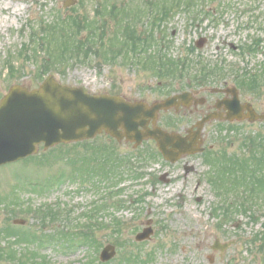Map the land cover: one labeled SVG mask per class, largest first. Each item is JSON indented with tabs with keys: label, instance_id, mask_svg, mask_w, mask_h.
<instances>
[{
	"label": "rangeland",
	"instance_id": "374dc122",
	"mask_svg": "<svg viewBox=\"0 0 264 264\" xmlns=\"http://www.w3.org/2000/svg\"><path fill=\"white\" fill-rule=\"evenodd\" d=\"M188 1L0 0V100L14 85L33 89L52 75L92 93L112 88L129 101L148 103L197 91L211 105L221 97L214 91L237 89L243 104L264 114V0H193L187 8ZM79 26L87 29L76 33ZM127 30L136 34L128 37ZM87 35L99 46V55L79 53ZM139 35L149 38L143 51L112 53L114 37L125 42ZM196 113L171 110L160 116V126L184 133L199 119ZM204 135L205 153L184 164L167 163L154 142L136 149L100 136L45 152L41 147L32 158L1 167L0 247L11 246L18 257L28 249L35 253L34 264H264V180L248 174L254 158L264 165V120L215 122ZM225 153L248 163L237 169L239 176H247L246 184L226 185L228 198L247 187L252 196L248 206L222 215L217 210L223 200L210 180L217 164L208 158ZM185 162L194 173H184ZM89 167L99 171L88 173ZM51 178L61 181L50 187ZM17 199L21 208H56L67 220L43 221L33 212L16 215L9 206ZM15 219L26 226L14 225ZM148 223L154 234L137 242ZM86 225H93L95 234L85 231L91 239L77 238L75 249L53 238L56 229L78 234ZM15 231L37 236L32 243L4 236ZM41 232L51 235L50 241L42 244ZM216 240L235 244L220 254L212 249ZM107 246L117 254L102 263L100 253Z\"/></svg>",
	"mask_w": 264,
	"mask_h": 264
},
{
	"label": "water",
	"instance_id": "95a60500",
	"mask_svg": "<svg viewBox=\"0 0 264 264\" xmlns=\"http://www.w3.org/2000/svg\"><path fill=\"white\" fill-rule=\"evenodd\" d=\"M232 93L234 100L226 106L228 120H264V115L257 114L251 105H240L236 90ZM188 96L184 93L152 105L130 103L119 96H95L85 87L63 85L53 76L47 77L38 89L14 86L0 101V166L36 154L41 144L48 150L59 144L90 140L102 132L118 141L133 142L136 147L144 140L153 139L164 158L175 163L184 155L203 152L201 148H194L197 138L207 122L217 119L216 113L208 115L198 123V132L194 136L190 132L188 137L156 126L160 112L178 108V100L185 101ZM150 123L154 129L148 127ZM151 234L152 230L146 229L136 239L144 241ZM228 246L221 248L217 241L213 249L223 251ZM114 256L115 249L109 246L100 259L108 262Z\"/></svg>",
	"mask_w": 264,
	"mask_h": 264
},
{
	"label": "flooded vegetation",
	"instance_id": "af4514ba",
	"mask_svg": "<svg viewBox=\"0 0 264 264\" xmlns=\"http://www.w3.org/2000/svg\"><path fill=\"white\" fill-rule=\"evenodd\" d=\"M221 91L222 92L214 91V95H219L221 97L215 99V101H213V99H212L211 105H208V101L204 97L201 96V94H202L201 92L198 93L197 91H188L191 93L190 97H189V102L181 101L180 110H185V111L193 110V111L197 112L196 115H198V117H199V119H197L196 122L194 124H192L189 128H192L199 120L203 119L204 117H206L208 114H210L212 112H217V117H219V119H221V122H223V120H225L227 118V111L225 110V105L224 104L221 105V108L219 110H217L216 106L219 104L220 101H227V100L229 101L232 98V96L230 94H227L228 93V92H226L227 90H221ZM94 94L95 95L122 96V94L120 92H118L116 89H112V88H110L108 90L99 91V92L97 91ZM132 101H134V100H130V102H132ZM185 105H188V108ZM202 108H206L207 111H203ZM192 114H195V113L192 112ZM191 116H193V115H191ZM218 122L221 123L220 121H218ZM213 123H215V122H213ZM223 123H227V122H223ZM210 124H212V123H210ZM207 126H206V128H207ZM149 127H151V125ZM206 128H205L204 132L202 133V140L204 141V144H205V135L204 134H205ZM187 130H185V133H182L184 136L186 135ZM102 136H106V135L103 134ZM107 137H109V136H107ZM130 145H132L134 147L133 144H130ZM194 156H196V155H194ZM194 156H192V155L186 156L180 162H182V164H184V161L186 159L192 158ZM189 164H190L189 162H185V165H184V173H186V175H189V173L191 174V173L195 172V170L193 168L192 169L190 168ZM18 201H21V200L17 199L14 202L15 205H13V206L11 205L12 206L11 212H14V214L20 215V216L28 215V214H30V212L35 213V207L33 205H29L26 208L25 207L21 208V206H19L17 204ZM44 211L46 212V215H44V216H46V218H42L43 216L41 218L39 217L43 221L45 220V221L51 222L55 219H60V220L66 219L67 220V217L65 218L62 215H57L58 211H56V208L46 207V210L44 208ZM87 219H90V218H87ZM90 222L91 223L93 222L94 225H97L96 217H94V218L92 217L90 219ZM13 224L17 225V226L24 227V226H26V221L21 220V219H15L13 221ZM147 225L151 226V223H148ZM87 227L88 228L91 227L92 233H94L93 225H87ZM77 230H78V234L69 230V229H67V230L60 229V232H58V230L56 229V232L54 233V234H56V236L54 238H57V239H73V240H77V238H78L80 240V239H82V234H83L82 228H81V230L80 229H77ZM12 232H14V231H11L10 233H12ZM153 234H154V232H153ZM4 236L7 238L14 237L16 239V241L18 240V242H27V243L31 242L32 243L35 240L34 239V233L32 231H26L24 233H19V232L15 231V234L10 235L9 237H8V235H4ZM76 246L77 245H75V248H76ZM10 253L15 254V256H16V258H14L12 261L8 259V254H10ZM32 256H33V252L28 250V249H26L24 255L19 254V257H18V253L11 246L8 247L7 249L0 247V263H3V264H31ZM135 258L139 259V257H136V256H135ZM138 259H136V261H139ZM149 259H152V255L149 256ZM144 262L146 264L147 261L144 260Z\"/></svg>",
	"mask_w": 264,
	"mask_h": 264
},
{
	"label": "trees",
	"instance_id": "16d2710c",
	"mask_svg": "<svg viewBox=\"0 0 264 264\" xmlns=\"http://www.w3.org/2000/svg\"><path fill=\"white\" fill-rule=\"evenodd\" d=\"M177 5L180 8L184 4H183V2L179 1L178 4H176V6ZM186 5L188 6L187 8H191L192 5H193V0H189L188 2H186L185 3V6ZM171 6H173V4H171ZM166 16H168V15H166ZM163 18H165V15H162L160 19L163 20ZM77 25H79V24L76 22V26ZM85 29H87V28H80V26H79V28L76 30V33H82V31L85 30ZM128 32H129V30H127V33H126L127 35H128ZM131 34H136V33H134V32L131 31V33L129 32L128 37H130ZM87 36H88V39L86 40V43H85L86 45L84 47H80V48H82V49L84 48V52L86 51L87 54L94 53L93 51H95L99 55V52H100L99 46H97L94 42H92L93 40H92V38L89 35H87ZM114 39L116 41H113ZM114 39H112L110 41L111 51L112 50L114 51L115 49L122 48L119 51L118 54L125 53V55L126 54L131 55V54H134L135 52H137L138 47H140V51H143L144 50V47H145L144 44L147 42V40L149 38H147V39L145 37L142 38L141 35H139L137 39H135V40H127L125 42H122L123 44H120V45L115 44V43L116 42L117 43H121V41L117 40V38H115V37H114ZM82 42H83V39L82 38L81 39L80 38L77 39V44L83 45ZM127 43H129L130 46H128ZM137 43L139 45H137ZM256 44H257V41L255 42L254 45H256ZM254 45H251V46H254ZM84 52L79 51V53L86 54V52L85 53ZM136 57H140V54L136 55ZM151 59L152 58L147 55L146 56V59H144V61L145 62H149ZM220 158H223L224 159L223 162H222L223 163L222 165H220V163L222 161ZM220 158L219 157H216V156L213 157V158H211V156H210L208 158V160H212L213 162H215L217 164V167L214 170V175L211 177V182L213 181L212 182L213 187L217 189V195L219 197H221L222 200H223L221 202V204H220V209L217 210V211L221 212L222 215L223 214H227V213L232 214V212L236 211L238 208L241 209L242 208L241 206H245L246 205L245 204L246 201L252 196V194L251 193H248L247 189H250V188L247 187L245 192H241L240 194L233 193L234 197L233 198H228V192H230V191L228 190V188H227L226 185L233 186V185H235V182H237V184L239 182V185H242V186H243V184H246L245 183V180H246L247 176H243V177L239 176V174H238V171L239 170L237 171V169L238 168L240 169L242 167H245L246 168V166H248V163H247L246 160H244L243 162H241V159L235 158V157H232V156H228V154H226V153L223 154V156H221ZM242 159H244V158H242ZM256 160H258V159H255L254 158L251 161L250 167H251L252 170L248 166V168H249V171H248L249 177L252 179L253 176H255L257 174H261V176H262L261 179L264 180V165H263L262 162L261 163H257ZM226 163H229L230 164V168L225 167V164ZM92 168L93 167H89L88 168L89 170L87 169L88 170V173L91 172ZM257 168H259V170ZM215 171H217V172L215 173ZM49 184H50V182L47 185H49ZM250 187H253V185H251ZM225 196H226V198H225ZM239 205H241V206H239ZM250 205H251L250 207L255 208V206H256L255 201H252V203ZM246 206H248V205H246ZM219 227L221 228L222 226H219ZM88 230L91 231L92 228L89 227ZM86 239H88V240L91 239V236L90 237L89 236L86 237ZM14 258H16L15 254H13V253L8 254V259L9 260L12 261Z\"/></svg>",
	"mask_w": 264,
	"mask_h": 264
}]
</instances>
